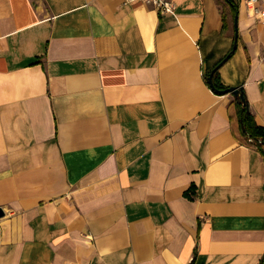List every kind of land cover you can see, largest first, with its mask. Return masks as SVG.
Instances as JSON below:
<instances>
[{
	"label": "crops",
	"instance_id": "obj_1",
	"mask_svg": "<svg viewBox=\"0 0 264 264\" xmlns=\"http://www.w3.org/2000/svg\"><path fill=\"white\" fill-rule=\"evenodd\" d=\"M171 1L0 0V264H263L264 21Z\"/></svg>",
	"mask_w": 264,
	"mask_h": 264
},
{
	"label": "trees",
	"instance_id": "obj_2",
	"mask_svg": "<svg viewBox=\"0 0 264 264\" xmlns=\"http://www.w3.org/2000/svg\"><path fill=\"white\" fill-rule=\"evenodd\" d=\"M234 13V15L238 14V7L235 4L233 0H226ZM234 54V50H232L229 55L226 57V59H229L232 55ZM221 64V63H220ZM219 64V65H220ZM218 65V66H219ZM219 69H216L213 74V85L214 88L210 86V88L218 95H220L218 92H223L228 90L229 88L226 87L220 77ZM213 71H211L209 74L206 76V80L208 83V78L211 75ZM235 96V95H234ZM233 106L236 109V114L238 121L240 123L243 135L245 137L246 142L258 149V151L263 155L264 157V127L260 126L257 124L255 117L251 113L250 107H249V102L247 100L246 94L243 91V95L241 97H236L233 102ZM189 198H192L190 194H186ZM264 264V261H263Z\"/></svg>",
	"mask_w": 264,
	"mask_h": 264
},
{
	"label": "built area",
	"instance_id": "obj_3",
	"mask_svg": "<svg viewBox=\"0 0 264 264\" xmlns=\"http://www.w3.org/2000/svg\"><path fill=\"white\" fill-rule=\"evenodd\" d=\"M126 3H143L149 7H154L163 14L172 13L175 4L171 0H124ZM249 13L260 21H264V8L261 6L262 0H243Z\"/></svg>",
	"mask_w": 264,
	"mask_h": 264
},
{
	"label": "water",
	"instance_id": "obj_4",
	"mask_svg": "<svg viewBox=\"0 0 264 264\" xmlns=\"http://www.w3.org/2000/svg\"><path fill=\"white\" fill-rule=\"evenodd\" d=\"M235 28H236V33L238 32V15L236 16V19H235ZM237 42H238V33L236 35V38H235V45H234V49L237 48ZM215 71V70H214ZM214 71L211 73V75L209 76L208 78V82H209V85L214 88V85H213V74H214ZM220 95H226V94H233L235 95L236 97H241L243 95V89L241 87H232V88H229L228 90L226 91H223V92H218ZM4 213H3V210L0 209V217H3Z\"/></svg>",
	"mask_w": 264,
	"mask_h": 264
}]
</instances>
